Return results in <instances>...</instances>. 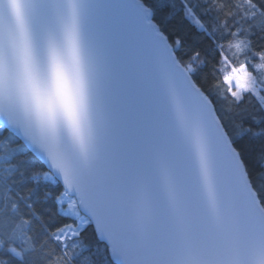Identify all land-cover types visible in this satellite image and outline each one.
<instances>
[{
    "label": "snow or ice",
    "instance_id": "snow-or-ice-1",
    "mask_svg": "<svg viewBox=\"0 0 264 264\" xmlns=\"http://www.w3.org/2000/svg\"><path fill=\"white\" fill-rule=\"evenodd\" d=\"M0 264H264V0H0Z\"/></svg>",
    "mask_w": 264,
    "mask_h": 264
}]
</instances>
